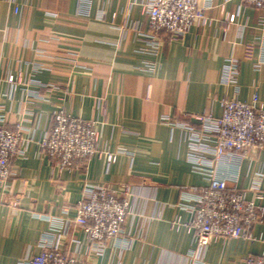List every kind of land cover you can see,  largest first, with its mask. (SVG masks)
I'll use <instances>...</instances> for the list:
<instances>
[{
  "label": "crops",
  "instance_id": "crops-1",
  "mask_svg": "<svg viewBox=\"0 0 264 264\" xmlns=\"http://www.w3.org/2000/svg\"><path fill=\"white\" fill-rule=\"evenodd\" d=\"M198 7L202 17L183 38L159 40L148 36L135 0H91L87 8L79 0H0V111L26 142L10 188L0 184V264L30 259L45 241L84 264H196L193 233L177 223L191 220L186 198L208 182L192 168L185 126L195 115L220 118L224 99L251 104L257 95L264 107L263 12L241 0ZM249 45L252 61L244 59ZM230 64L235 84L224 74ZM58 103L97 122L98 145L115 162L98 156L75 172L52 164L38 142ZM87 185L134 187L126 234L102 253L81 227L65 226ZM228 185L248 200L263 196L257 240H213L201 251L203 264H244L264 252V154L246 156Z\"/></svg>",
  "mask_w": 264,
  "mask_h": 264
},
{
  "label": "built area",
  "instance_id": "built-area-1",
  "mask_svg": "<svg viewBox=\"0 0 264 264\" xmlns=\"http://www.w3.org/2000/svg\"><path fill=\"white\" fill-rule=\"evenodd\" d=\"M91 0H79L82 8H87ZM263 12L264 0H241ZM142 13L149 19L150 38L161 40L164 36L183 38L194 22L202 17L199 0H135ZM230 22L234 17H230ZM158 46V42H154ZM244 59L254 60V47L246 46ZM41 70V66H36ZM226 81L236 83L235 65H227L224 70ZM10 84L21 83L10 76ZM31 99H42L33 92ZM258 97L251 104L235 98L222 101V116H192L194 123L186 125L189 142V160L194 172L201 174L208 186L190 192L185 209L191 214L187 227L194 237L196 264H203L202 250L216 239H247L256 241L252 227L260 220L263 196L248 200L246 193L229 182L237 183L238 169L246 156L251 153L264 154V107L257 106ZM52 125L38 142V148L45 153L59 170L76 171L86 169L94 157L106 156L115 162L116 155L99 147L97 122L74 117L57 104L52 113ZM6 114L0 111V184L9 189L8 181L13 176L14 158L26 152V142L22 130L5 127ZM236 168V171L233 170ZM258 187V186H255ZM259 191V187L256 188ZM134 187L113 188L109 186L87 185L76 205V218L67 219L65 226L74 224L81 227L89 237L94 251L102 253L110 241H122L126 234L125 225L131 214ZM129 246V244L127 243ZM126 245V246H127ZM192 252V253H194ZM193 258V254H192ZM20 264H84L75 256L63 253L57 242H43L41 252ZM244 264H264V252L258 257L248 256Z\"/></svg>",
  "mask_w": 264,
  "mask_h": 264
}]
</instances>
